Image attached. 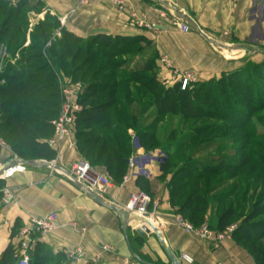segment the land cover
<instances>
[{
	"label": "trees",
	"instance_id": "trees-1",
	"mask_svg": "<svg viewBox=\"0 0 264 264\" xmlns=\"http://www.w3.org/2000/svg\"><path fill=\"white\" fill-rule=\"evenodd\" d=\"M28 5L29 0L15 4L12 0H0V46L6 47L9 55L1 76L4 84L0 85V140L25 161L53 159L54 152L45 141L52 136L51 121L57 117L60 107L58 78L80 82L84 86L79 97L83 109L77 116L74 133L75 150L80 158L94 170L103 169L106 176L120 184L132 153L128 133L132 130L145 151L159 149L165 155L161 178L169 177L168 203L175 213L183 215L194 227L207 225L215 231H222L233 219L238 220L232 238L253 257L255 264H264V249L252 250L253 245L264 239V220L254 222L260 216L259 211L252 206L245 213L243 204L251 187L254 192L264 191V158L248 153L247 145H242L231 157L194 159L200 148L226 144L223 138L200 140L205 132L241 133L244 142L251 138L245 132V116L251 114L247 115L239 105V95L233 87L248 90L250 85L245 86L244 77L254 80L257 76L263 84L260 100L264 99V62H249L218 79L189 83L181 89L180 84L170 86L158 80V53L150 40L102 34L78 38L62 28L58 19L49 13L29 28V13L44 5L41 2H37L36 8ZM26 35L28 45H25ZM14 44L18 45L13 47ZM148 50L151 55L135 61ZM255 83V80L250 83L254 91L259 87ZM229 102L236 106L230 107ZM149 108L154 117L179 116L193 122L214 119L219 123L191 127L179 142L169 136L161 141L156 127L145 123L143 115ZM251 108L254 112L264 109V101ZM226 120L232 124L225 125ZM197 140H200L198 144ZM181 147L187 150L192 147L193 151L178 157L175 150ZM226 171L230 173L219 175L213 183L214 176ZM236 179L245 187L242 199L237 200L235 209L229 205L216 213L213 207L232 195L230 190H218ZM135 181L141 192H148L147 179ZM3 184L0 180V189ZM235 188L234 184L232 190ZM39 248L37 245L30 264H45L48 255H39ZM16 262L14 250L9 246L0 264Z\"/></svg>",
	"mask_w": 264,
	"mask_h": 264
},
{
	"label": "crops",
	"instance_id": "crops-1",
	"mask_svg": "<svg viewBox=\"0 0 264 264\" xmlns=\"http://www.w3.org/2000/svg\"><path fill=\"white\" fill-rule=\"evenodd\" d=\"M34 1L41 2L44 14L56 17L62 28L78 38L102 34L150 40L158 58L167 57L171 68L164 67L157 59V77L170 86L178 84L180 74L192 75L191 83L206 82L239 70L245 60L256 64L264 61V0H180L174 11L177 20L173 25L168 0H125L124 11L116 10L109 0H91L87 4H81V0ZM181 24H187L190 31L180 32ZM143 154L142 164L148 172L145 179L152 187L150 200L158 204L157 214L164 222L160 230L177 257L186 253L192 258V264H255L253 257L232 235L215 250L177 228L173 221L179 214L168 203L166 182L169 177L161 178L166 158L160 150L149 154L143 150ZM12 159L23 160L0 140V168ZM79 159L76 150L67 145L58 157L54 153L51 160H31L37 162L36 165H14L12 168L23 170L0 178L4 181L0 189V259L12 246L18 260L21 229L31 216L48 213L57 214V226L37 238L30 254L31 259L40 245L39 255H48L45 264H91L90 259L97 255H100L99 264H124L137 256L132 248L134 240L149 246L140 249L141 256H148L150 247L155 250V245H159L154 234L145 238L136 234L141 223L130 225L127 236L129 233L131 237L127 242L116 214L95 204L73 182L49 166L54 162L57 169L68 171ZM96 171L104 173L101 168ZM6 191L12 196L8 202H5ZM139 191L135 180L126 185L115 183L103 199L123 208L130 196ZM73 223L77 230L70 228ZM81 227L85 229L83 235L78 232ZM232 227L235 230L237 226ZM104 245L110 246L112 251L102 253ZM77 246L87 255L81 263L69 260L65 254Z\"/></svg>",
	"mask_w": 264,
	"mask_h": 264
},
{
	"label": "built area",
	"instance_id": "built-area-1",
	"mask_svg": "<svg viewBox=\"0 0 264 264\" xmlns=\"http://www.w3.org/2000/svg\"><path fill=\"white\" fill-rule=\"evenodd\" d=\"M91 0H81V4H87ZM180 0H168V13L171 18L174 19V11L176 5ZM110 4L118 11H124L126 5L125 0H109ZM164 18L165 15L162 14ZM180 32L188 33L190 27L187 24H181L179 28ZM25 45H28V41ZM9 58L6 47L0 46V85L4 84L2 79V73L4 70L5 62ZM162 65L166 68H171L168 61L162 59ZM176 74V71L175 73ZM193 81V76L187 73L180 74L178 84L180 88L184 89L186 85ZM58 85L60 91V107L57 117L51 121L53 129L52 136L45 141L47 147L51 149L57 157L62 153L65 146H71L75 149V123L78 114L82 111L83 107L79 103V97L82 95L84 86L80 82H72L65 77L58 78ZM131 137L132 153L127 159V171L122 177L121 184L126 185L138 178L148 177V172L145 171L142 164L143 149L138 144L137 139L132 130L128 131ZM150 152H145L149 154ZM51 169H54L56 173L64 176L69 182H77L84 185L86 188L95 192L102 198L106 196L108 190L112 188L115 183L109 179L106 174L97 172L90 164L84 159L80 158L68 171L57 169L54 162L49 165ZM23 169L20 167L12 168L5 172L0 178L4 179L12 176L14 173L20 172ZM5 202L12 199L9 192L6 191ZM126 211L132 214H136L139 217L145 215L148 219L160 230L163 227V221L157 214L158 204L151 202L148 195L139 191L130 196L128 203L123 207ZM58 216L56 213H48L40 216H31L28 224L24 226L20 231V241L18 249L17 264H30V254L32 248L36 244V240L40 236H44L52 232L57 226ZM173 224L179 228L183 233L193 236L196 239L208 243L213 249L218 250L222 247L224 241L231 237L234 227L227 228L224 231H213L208 228L207 225L201 227H194L186 219L180 215L174 217ZM73 230H77V226L73 223L69 225ZM161 231V230H160ZM80 235L85 233L84 228H79ZM102 253L111 252L110 246L101 247ZM69 260L75 263H81L87 259L86 251L77 246L72 250L65 252ZM182 264H192V258L186 254L181 253L178 257ZM91 264L100 263V255H97L90 259ZM124 264H127L125 261Z\"/></svg>",
	"mask_w": 264,
	"mask_h": 264
},
{
	"label": "rangeland",
	"instance_id": "rangeland-1",
	"mask_svg": "<svg viewBox=\"0 0 264 264\" xmlns=\"http://www.w3.org/2000/svg\"><path fill=\"white\" fill-rule=\"evenodd\" d=\"M12 1L15 4L19 0H12ZM28 7H30V8L35 7L36 8L37 2L34 0H29ZM44 19H45L44 8L38 9V7H37V10L35 12H30L28 15L29 28L34 26L38 22L43 21ZM174 20H177L176 16H174L173 21H171L172 25H173ZM55 36L56 37L59 36L58 31L55 33ZM28 38H29V36L26 35V39H27L26 42L28 41ZM15 45H18V44H14L13 47H15ZM149 55H151V50L145 51L141 57L139 55V58H137L135 61H142L146 57H148ZM17 58H18V56L16 55V59ZM164 58L167 60V57H165V56L159 57L158 58L159 62L162 63V59H164ZM249 62H253V61L245 60L244 66ZM253 63H255V62H253ZM254 78H255L254 80L256 81V83H255L256 87L259 86L258 90H256V91H254L252 89L253 85L250 84L251 82L254 83V80L248 79L246 76L244 77V81H245V86L247 84L250 85V88L248 90L247 89H244V90L235 89L233 87L235 93L237 95H239V101H238L239 105H242L243 110L245 111V113L247 115L251 114L249 117L245 116V118H246L245 123L247 122L245 132H248L250 134L251 138L246 140V142H244V138L242 136L243 134H241V133L236 134L237 132L229 133L226 131V133H227L226 134L225 131L222 132L219 130H217V131L214 130L211 132L210 131L205 132L201 135L200 140L202 138L211 139V140L215 139V138H223L222 140L225 141L226 144L221 145V146H217L216 148L215 147L208 148V149L200 148L199 152H197L194 155L195 160L211 158V156L214 159H216L220 155L231 157L235 153H237V149H239L242 145H247L246 149H247L248 153H254L257 156H261L262 158H264V109L257 111V112H254V111H252V108H251L252 105H258L264 101V99H262V98L260 100V96L263 95L262 91L260 90V89H262L261 87L263 84H261L262 82H260L261 81L260 78H258L257 76H255ZM166 85H168V84H166ZM258 100H260V101H258ZM229 103H230V107L236 106V105H233V103H231V102H229ZM152 113H153L152 109H150V108L147 109V111L143 115L146 119L145 123H146V125H148L150 127H156V133L158 135V138L161 141H163L164 139H166L169 136V139L179 142L180 137L182 135H184L185 133L189 132L191 127L203 125V124L219 123L217 120H214V119H203L201 121L193 122L190 120H185L183 118H180L179 116L164 115L161 117H154ZM231 122H232L231 120L224 121V123H226L225 125H228V123L232 124ZM171 131H173L174 133L170 135ZM134 135H135V138L137 139L138 144H140L141 148L143 149V146L141 145L142 143L140 142L139 137L135 133H134ZM200 140H197L198 141L197 144L199 143ZM243 143H245V144H243ZM181 148H180V150H177V149L175 150V152H177L178 157L183 156L187 153H192V151H193V150H191L192 147L189 148L188 150H187V148H182V149ZM157 150H159V149H157ZM151 151H154V150H149V152H151ZM145 152H148V151H145ZM160 152L165 157V155L163 154V152L161 150H160ZM218 167H220V165H218ZM162 173H163V171H162ZM227 173H230V171L229 172H227V171L221 172L220 174L214 176V178L212 180L213 183L219 175H225ZM240 179L233 180L232 182L224 185L223 188L218 190V192L230 190V191H232L231 192L232 195L228 199L224 200L222 203L215 205L213 207V211H215L216 213H219L222 208H226L229 205H231L233 209L236 208L237 200L242 199L241 198L242 194L245 191V187L243 186V183ZM111 181H112V183H114L113 180H111ZM163 182L164 181H162L161 183H163ZM234 184L236 185V188H235V190L234 189L232 190ZM150 188H152V187L149 183L148 192L147 193L144 192V193L146 195H148V197L151 199L152 196L150 194V191L152 193V190ZM263 196H264L263 189H259V190L254 192L253 187H251L250 189L247 190V193L244 197V200H243L244 212L249 213L251 211V209L254 208L255 210H258L260 213L259 214L260 216L256 217L255 220H253L254 222L264 220V197ZM252 206H253V208H252ZM179 215L182 218H184L183 215H181V214H179ZM237 222H238V220L233 219V221L222 231H224L227 228H230L232 226H237ZM211 230H213V229H211ZM213 231H215V230H213ZM128 235H129V233H128ZM130 237L131 236L129 235V239H130ZM144 245L148 246L147 243L140 242L137 240H134L132 243V246H133L132 248L134 250V253L141 260H143L145 263H148V264H169L166 255L164 254L162 248L159 245H155L156 246L155 250L152 247H150L148 256H141L139 254V251L142 247L144 248ZM252 247H253L252 250H254V251H257L259 248L264 249V239L259 244L253 245ZM127 264H138V261L132 257L131 259L127 260Z\"/></svg>",
	"mask_w": 264,
	"mask_h": 264
},
{
	"label": "water",
	"instance_id": "water-1",
	"mask_svg": "<svg viewBox=\"0 0 264 264\" xmlns=\"http://www.w3.org/2000/svg\"><path fill=\"white\" fill-rule=\"evenodd\" d=\"M178 19H180V17H178ZM17 164H21L24 166H32L38 163L34 161H23L16 159L9 160L3 165V167L0 168V176ZM73 183L86 197L92 200L95 204L113 212L118 216L119 221L121 223V229L123 235L125 236L127 242H128L127 231L130 225L133 223H141V227L135 230L136 234L141 238H145L147 235L154 234L160 247L162 248L164 254L167 257L169 264H182L179 261L178 257L171 251L162 232L148 219L147 215L143 217H139L136 214L129 213L124 208L116 204L106 202L101 196L97 195L95 192L86 188L84 185L79 184L77 182H73ZM128 247L130 253H132L129 244ZM134 258L138 261V263L145 264V262L141 260L139 257L134 255Z\"/></svg>",
	"mask_w": 264,
	"mask_h": 264
}]
</instances>
